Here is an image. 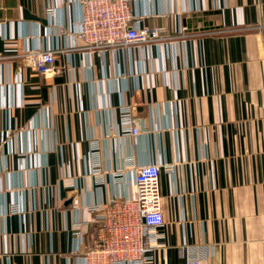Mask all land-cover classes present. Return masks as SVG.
I'll list each match as a JSON object with an SVG mask.
<instances>
[{
    "label": "crops",
    "instance_id": "0c3cea01",
    "mask_svg": "<svg viewBox=\"0 0 264 264\" xmlns=\"http://www.w3.org/2000/svg\"><path fill=\"white\" fill-rule=\"evenodd\" d=\"M81 2L0 0V264H78L90 207L135 197L129 157L160 167L149 264H264V0H131L133 26L171 40L102 50L77 38Z\"/></svg>",
    "mask_w": 264,
    "mask_h": 264
},
{
    "label": "built area",
    "instance_id": "2783aa9c",
    "mask_svg": "<svg viewBox=\"0 0 264 264\" xmlns=\"http://www.w3.org/2000/svg\"><path fill=\"white\" fill-rule=\"evenodd\" d=\"M130 1L82 0L83 18L78 24L77 38L86 49L131 48L171 40L163 35V27H134ZM57 54L54 51H30L20 58L40 74L52 76L62 73V68L55 63ZM120 122L124 135L139 134L130 106L121 108ZM98 148V144L93 143L95 157ZM98 166L93 168L94 174L99 172ZM126 167L135 171V197L111 198L90 207L96 215V235L93 246L82 253L78 264H149L154 246H163L158 241L165 225L160 167L138 166L132 157L127 158ZM98 181L101 183L102 179ZM200 261L193 252L188 255L186 264H200Z\"/></svg>",
    "mask_w": 264,
    "mask_h": 264
}]
</instances>
